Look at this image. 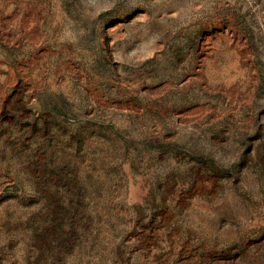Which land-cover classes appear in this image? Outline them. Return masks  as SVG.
Returning a JSON list of instances; mask_svg holds the SVG:
<instances>
[{"label":"rangeland","instance_id":"1","mask_svg":"<svg viewBox=\"0 0 264 264\" xmlns=\"http://www.w3.org/2000/svg\"><path fill=\"white\" fill-rule=\"evenodd\" d=\"M0 264H264V0H0Z\"/></svg>","mask_w":264,"mask_h":264}]
</instances>
